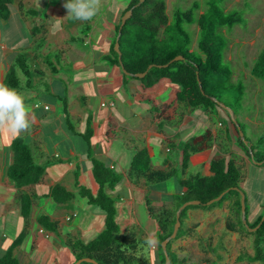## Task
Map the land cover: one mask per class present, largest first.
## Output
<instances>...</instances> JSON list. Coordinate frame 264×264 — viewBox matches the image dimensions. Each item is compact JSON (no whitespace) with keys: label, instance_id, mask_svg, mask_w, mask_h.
Wrapping results in <instances>:
<instances>
[{"label":"crops","instance_id":"0c3cea01","mask_svg":"<svg viewBox=\"0 0 264 264\" xmlns=\"http://www.w3.org/2000/svg\"><path fill=\"white\" fill-rule=\"evenodd\" d=\"M66 2L67 0H14L9 19L6 21L0 19V82L6 83L9 73L15 70L21 81V88L17 90L25 95L26 102L34 114V122L28 132L14 136L7 130L0 131V257L11 251L20 264H24V261L27 264L33 262L32 255L45 240L44 236L55 238L52 242L57 247L63 246L68 236L83 242L95 239L90 237L91 226L96 224L98 219L95 207L88 206L87 201L78 200L66 206H59L51 198V192L56 185H64L76 193L77 183L86 185L84 182L86 177L90 178L89 189L97 192L98 186L91 172L89 149L92 156L95 152V158L98 159L100 154L99 158L102 157L106 165L124 178L116 188V194L113 193L120 197L119 220L122 219L121 212L125 209L130 213L125 223L130 222L131 225L140 228L139 231L144 234L146 240L155 238L154 220L148 217V227L144 229L136 217L137 207L140 206L139 200L146 197L154 209L164 207L170 209L173 206V190L167 192L165 186L168 188L175 184L174 187H177L175 195L179 194L178 179L137 190L126 177L129 163L137 150L147 148L154 169L174 167L167 158V153L171 151L170 146L176 145L184 124L189 119H194L195 114L192 112L196 111L187 110L189 115H185L183 121H179V126L173 130L166 129L161 122L163 118H159L162 116L159 110L163 112L162 117H166L169 122L173 121L170 108H164L168 104L167 97L164 96L170 93L172 99L178 101L179 87H174L175 85H171L168 80H163L156 85L159 87L146 88L139 80L125 79L123 70L120 68L119 71L118 67L112 66L106 60L111 54L116 26L121 21V14L130 4V0L124 2L102 0V7L105 8L102 16H107L108 22H103L104 17L99 20L98 14L88 22L67 17L64 7ZM80 32L83 37L79 36ZM98 32H104L105 40H102L101 44L94 41V36ZM33 71L38 73L39 77ZM87 83L94 86L92 93L88 92L85 86ZM147 99L149 107L144 111L149 113L151 106H154V110L150 112L151 118H142L139 123L138 118L143 113L136 106ZM65 100L70 121L71 119L80 121L82 123L80 129L73 123L72 127L67 123ZM98 100L101 108H110L108 114H100L97 110ZM164 102H167L166 105ZM103 103H113L114 106L102 107ZM122 111L125 118L121 119V114L124 115ZM129 112L132 113V118L129 117ZM200 112L204 116L198 117L197 123H201L204 132L212 133L213 143L211 148L193 157L208 154L210 150L216 149L224 152V156L234 159L238 165L242 163L247 168L253 166L251 160L235 146L236 141L231 129L219 123L217 126L225 130L230 147L238 157L233 156L231 152L222 151L221 145L217 142L219 128L213 127L205 111ZM226 112L230 115L229 111ZM89 127L93 131L91 146L82 136ZM16 138H22L33 150L36 162L47 167L44 178L36 185L18 188L8 176V169L14 163L11 144ZM100 138L102 143L99 141ZM192 138L195 136L192 135ZM155 143L162 150L158 156L153 155ZM182 158L183 154L180 157L181 164ZM208 164L209 162L205 160L206 174ZM22 193L33 198V208L28 220L21 212L19 196ZM233 204V200L226 202L224 213L230 215ZM263 207L264 203H260L259 209ZM256 210L258 209L255 208L253 212ZM209 214L210 217L206 221L212 220L211 223L219 225L218 221L221 218L219 211L211 210ZM42 215H49L58 221L60 229H65L66 233L60 231V236L45 232L38 223ZM73 215H76L75 219L67 222V218H72ZM103 218L105 220L102 212L99 219ZM73 222L76 224L68 228V224ZM237 230L238 232L228 230L232 236L227 237L229 245L220 247L221 259L217 256L218 261L231 254V239L234 240L233 249L245 247L241 231L239 228ZM24 232L26 236L23 242L18 244V238ZM209 240L215 242L216 246L220 241L211 236ZM237 259H240L239 255ZM73 263L72 261L68 264Z\"/></svg>","mask_w":264,"mask_h":264},{"label":"trees","instance_id":"16d2710c","mask_svg":"<svg viewBox=\"0 0 264 264\" xmlns=\"http://www.w3.org/2000/svg\"><path fill=\"white\" fill-rule=\"evenodd\" d=\"M13 1L0 0V19L2 21L9 19ZM139 2L140 0H130V4L121 14L122 17L128 10L134 8L132 17L122 29L120 51L125 71L132 74H143L146 71L148 73L143 79L128 77L123 73L124 78L139 80L146 88H152L161 81L168 80L180 89L177 93L178 101L185 103L187 107L193 110L211 111L217 107L221 108L218 103L221 102V95L226 92H237L233 103H225L234 111L237 118L243 110L245 88L243 84H233L231 82L234 74L233 69L224 63V53L228 48V40L220 31L224 28H233L236 25L243 24L245 20L243 13L226 11L220 0H206V9L201 14H198L200 5L194 3L190 9L184 12L176 11L170 18L167 14L165 0H145L141 6L136 7ZM195 23L198 24L200 30L198 49L202 57L197 56L191 50L192 39L185 30V25ZM120 24L121 21L116 26L111 54L106 57V60L112 66L122 69L119 54L115 51ZM177 57L182 59L175 60ZM150 66L152 68L149 70ZM252 74L264 81V50L255 61ZM214 75L226 78L228 83L213 84L212 77ZM6 83L16 89L21 88V81L15 70L9 73ZM214 98L218 101H215ZM64 110L67 123L72 127L67 100H65ZM229 120L237 135H239L236 141L240 144L241 153L251 160L248 149L249 144H251L255 160L257 162L264 161V139H260L255 147L246 137L245 139L240 138L237 125L230 117ZM236 121L243 130L238 119ZM90 123L89 121V125ZM82 136L91 146L93 131L90 127ZM212 143L213 135L210 131L187 141L183 148L180 169L173 166L164 170L154 169L152 157L147 148L137 150L131 159L126 177L133 185L132 187L137 190L178 179L180 193L176 198H173V204L176 203L175 210L164 207L159 211H155L146 197L144 200H139V205L144 206L148 212V217L154 220L156 234L154 239L157 241L158 249L161 252V264L166 263L161 245L164 240L172 235L176 223V213L183 204L195 200L201 202L199 206H188L181 214V228L177 237L170 241L167 247L171 264H185L173 250V243L185 236H190L193 232L192 229H184L189 210L194 208L213 210L217 204L225 202L233 196L235 198L230 199L234 201L232 213L240 218L239 225H241L243 231L255 236V253L251 260L253 262H264V223L257 232L250 233L248 231L241 218V195L239 192L230 191L221 201L210 206L206 205L229 189L238 188L245 193L242 188V170L234 159L219 155L207 165L208 174H196L188 178L178 177L180 171L185 174L188 170L193 156L211 148ZM11 148L14 154V163L8 169L9 178L18 188L40 183L46 174V165L36 162L33 150L22 138H16L12 142ZM256 149L257 152H255ZM90 153L92 155L91 149H89V155ZM91 162L92 176L98 186L97 192H93L84 185L77 183L78 191L75 193L66 186L58 184L53 188L51 198L59 206L69 205L78 198L86 200L88 206L98 208L105 214V230L90 242L73 240L71 236H68L65 244L72 250L75 261L82 258H93L99 264H149L148 260L141 259L138 256L139 244H147L144 234L140 233L139 236L142 235L143 238L138 240L136 235L128 233L120 225L118 218L120 197L115 194L116 188L123 182V176L96 158H92ZM19 201L22 215L28 220L33 208V198L22 193L19 196ZM263 215L264 213L253 224H249L247 221L250 228H255L261 222ZM75 217L76 215H73L72 218L68 217L69 220L67 218L66 221L71 222ZM38 223L45 232L61 236L59 222L51 216L42 215L38 219ZM227 226L229 231L238 232L236 225L229 222ZM25 236L26 232L18 238V244L23 242ZM238 261L240 262V260ZM0 264H20V262L11 251H8L0 259Z\"/></svg>","mask_w":264,"mask_h":264},{"label":"rangeland","instance_id":"374dc122","mask_svg":"<svg viewBox=\"0 0 264 264\" xmlns=\"http://www.w3.org/2000/svg\"><path fill=\"white\" fill-rule=\"evenodd\" d=\"M119 2H124V0H117ZM167 6V14L171 18L176 11H186L192 7L194 3H198L200 5V9L198 14H201L205 9V1L206 0H165ZM222 7L228 12H241L244 15V22L243 24L236 25L233 28H224L221 29L220 33L227 38L228 40V48L224 53V63L233 69V77L231 82L233 84H243L245 88V95H244V106L243 110L240 112V115L237 116L236 119L241 123L244 136L257 146V143L260 139H264V81L255 77L252 74V68L254 66L255 61L257 60L258 56L264 50V0H220ZM105 13L104 6L101 7L98 17H104L105 22L107 20V16H102ZM108 22V21H106ZM105 30V29H104ZM185 30L189 33L192 39L191 43V50L197 55L202 57L198 49V43L200 39V30L197 23L193 25H185ZM104 32H98L97 35L94 36V41L97 44H101L102 40H105L103 36ZM83 34L80 32L79 36ZM83 37V36H82ZM113 68V67H112ZM120 71V68H118ZM34 72V71H33ZM35 73V72H34ZM36 74V73H35ZM39 77V74H36ZM141 83V81H140ZM213 84H220V83H228L227 79L221 76L214 75L212 77ZM173 85V84H171ZM76 87L81 85H75ZM87 90L89 93H92L93 85L87 83ZM174 86V85H173ZM172 86V88H173ZM141 87V86H140ZM155 87V86H154ZM156 87H159L156 86ZM176 87V86H174ZM237 92H226L221 95V103H233L235 101V97ZM167 97V102H164L166 107L170 108L173 113V121L169 122L166 117L163 116V112L160 109V116L159 118H163L161 121L163 126L168 130H173L175 127L179 126L180 122L183 121V117L185 115H189L187 110L194 111L193 109L186 106L185 103H181L177 101L175 98L172 99V95L167 94L164 98ZM172 99V100H171ZM95 102V98L93 99ZM147 100L141 105L138 104L136 106L140 112L143 113L138 119V122L141 123L142 118H151V113L154 110V106H151L150 112L148 113L146 110L149 107L147 104ZM100 100H98V104L96 106L97 110L100 111V114H108L110 112V108H101L99 106ZM110 104V103H108ZM154 105V104H153ZM226 105V104H225ZM109 106V105H108ZM221 108L217 107L214 110L206 111L198 109L192 113L194 119H189L188 122L184 124V128L181 132L180 137L178 138L175 146H170L171 151L167 153V158L169 161L172 162L175 168L180 169V157L183 154V148L187 140H191L192 135L202 136L205 134V130L201 127V123H197V118L201 115L204 116L200 111H205V115H207L212 123L213 127L219 128L218 140L217 142L221 145L222 151H227L233 153V156L238 157L230 147L228 139L226 138V132L224 129L218 127L219 123H223L225 128L231 129L232 136L238 139L239 135H237L234 127L231 125L229 120V114L226 112V109L222 106ZM74 110V107L72 108ZM163 109V108H162ZM136 110V109H135ZM200 110V111H199ZM167 111V110H166ZM123 112V111H122ZM147 112V113H146ZM124 115L121 114L120 118H125ZM129 117L132 118V113L129 112ZM148 115V116H147ZM156 116V114H154ZM72 123L75 125L77 129L82 127V123L78 120H72ZM180 121V122H179ZM233 121V120H232ZM230 140L233 141L231 135H229ZM241 138V135H240ZM102 143V138L99 140ZM234 145V144H233ZM212 146V144H211ZM235 146L237 149L240 150V144L236 141ZM234 147V149H236ZM154 151L153 155L158 156L159 152L162 150L158 147L157 143L153 145ZM257 152V149L255 150ZM224 152H220L216 149H212L208 152V154L199 155L193 157L188 170L183 174L182 171L179 172V178H188L190 176L196 174H206L205 168V160L210 162L213 158L223 155ZM235 154V155H234ZM95 152H93V156L90 158H95ZM98 154V160L102 161V157ZM97 157V156H96ZM238 159V158H237ZM103 162V161H102ZM240 163V161L238 160ZM257 162V161H256ZM256 162H252L253 166H249L248 168L246 165H242L240 163L239 167L242 170L243 176V190L245 191L246 198L248 200L247 203V211H248V222L249 224H253L255 222V218L260 216L264 213V207L260 210L259 205L260 203H264V166H256ZM258 163V162H257ZM130 164V163H129ZM255 165V166H254ZM90 178H85L84 186H90ZM175 182V181H174ZM175 184H171L170 186H165V190L167 192L169 190H173V197L176 198L179 194L175 195ZM155 186V185H151ZM176 186V185H175ZM89 188V187H88ZM152 191V189H151ZM235 196L228 198L225 202L217 204L216 208L213 210H218L220 213V220L216 223H211L212 220L207 222L206 220L210 217L211 210H205L203 208H194L189 210L188 217L185 220L184 229L189 230L192 229L193 232L190 236H185L173 243V250L177 253L178 257L185 262V264H264V262H253L251 260V256L255 253L254 250V240L255 236L252 234H247L243 231L241 225H239L240 218L236 216L234 213L226 214L224 213V209L226 206V202L229 203ZM78 201H86L84 199L78 198ZM257 208L255 212H253ZM97 213V221L96 224H92L90 237L96 238L99 234H101L105 230V220L99 219V216L102 215L100 209L95 208ZM162 209V208H161ZM161 209H155V211H159ZM176 209V203L173 204L170 210ZM128 214H130L127 210L123 209L121 212L120 225L122 228L126 229V231L130 234L136 235V239L141 240L143 237L140 235V228H136L135 226L131 225L130 222L125 223L127 221ZM105 215V214H104ZM132 216V215H130ZM136 217L138 221H140L141 226L146 229L148 227V212L146 211L144 206L137 207V214ZM242 218V213H241ZM100 220V221H99ZM135 222V221H134ZM232 223L236 225L237 228L240 229L242 241L245 244L243 249H233L234 247V240L231 239L230 241V249L231 254L228 257H222L220 260L219 250L220 247H225L229 244L227 237H231L232 234L228 232V223ZM76 222L69 223L68 228H72ZM195 227V228H194ZM143 228L141 230H143ZM155 230V229H153ZM60 231L66 233V230L61 228ZM244 232V234L242 233ZM214 237V239H220L218 246L209 240V237ZM44 241H42L34 254L32 255L33 262L30 264H68L72 261L74 264L78 261H75V257L73 255L72 250L70 247L65 244L63 246L57 247L53 245L52 239L55 238H46L44 236ZM58 240V239H57ZM59 241V240H58ZM214 241V240H213ZM154 248V249H153ZM253 254H252V252ZM240 256V259H237V256ZM138 256L141 259L148 260L149 264H161L162 261L161 252L158 249L157 243L155 246H150L147 244L140 243L138 246ZM217 256L220 258L219 261ZM2 257H0L1 259ZM217 259V260H216ZM224 260V261H223ZM237 260H240L237 261ZM222 261V263H221ZM24 264H27L24 261ZM29 264V263H28Z\"/></svg>","mask_w":264,"mask_h":264},{"label":"clouds","instance_id":"9594fccd","mask_svg":"<svg viewBox=\"0 0 264 264\" xmlns=\"http://www.w3.org/2000/svg\"><path fill=\"white\" fill-rule=\"evenodd\" d=\"M67 17L81 22L93 20L102 7V0H67L64 4ZM34 122V114L26 97L16 88L0 82V131L7 130L14 136L28 132ZM147 243L155 246L157 241L149 238Z\"/></svg>","mask_w":264,"mask_h":264},{"label":"water","instance_id":"95a60500","mask_svg":"<svg viewBox=\"0 0 264 264\" xmlns=\"http://www.w3.org/2000/svg\"><path fill=\"white\" fill-rule=\"evenodd\" d=\"M145 0H140V2L137 4L136 7H139L142 5V3L144 2ZM133 10L134 8L128 10L121 18V24H120V29H119V32H118V36H117V39H116V43H115V51L119 54V61H120V64H121V67L123 69V73L126 74L128 77H132V78H139V79H143L146 74L148 73V71H146L145 73L143 74H132V73H129L127 71L124 70V66L122 64V53L120 51V39L122 37V29L124 28V26L126 25V22L132 17L133 15ZM182 59L181 57H177L175 60H180ZM152 68V66L149 67V70ZM215 101H218L216 98H214ZM220 106L224 107L227 111H229L230 113V117L231 119L233 120V122L237 125V128L240 132V135H241V139H245V136L243 134V132L241 131V127L240 125L237 123L236 119H235V115H234V111L226 106L225 104H222L220 101L218 102ZM247 143V142H246ZM249 153L251 155V160L252 162H256L255 160V156H254V153L252 151V145L249 144ZM255 165H258V166H263L264 165V161L262 162H256ZM230 191H237L240 193L241 195V213H242V222L243 224L246 226V228L248 229V231L250 233H255L257 232L260 227L262 226V224L264 223V215L262 217V220L261 222L255 227V228H250L248 222H247V211H246V208H247V204H246V195L245 193L238 189V188H234V189H229L227 190L226 192L222 193L219 197L209 201L206 205L207 206H210L214 203H217L219 201L222 200V198L227 194L229 193ZM201 205V202L200 201H189V202H186L185 204H183L177 211L176 213V223H175V226H174V230H173V233L170 237H168L166 240L163 241L162 243V251L165 255V259H166V263L165 264H171V259H170V256L168 254V244L170 241L174 240L176 237H177V234L179 232V229L181 228V220H180V217H181V214L182 212L185 210V208H187L188 206H199ZM83 263H87V264H99L95 259L93 258H82L80 260H78V262H76L75 264H83Z\"/></svg>","mask_w":264,"mask_h":264},{"label":"built area","instance_id":"2783aa9c","mask_svg":"<svg viewBox=\"0 0 264 264\" xmlns=\"http://www.w3.org/2000/svg\"><path fill=\"white\" fill-rule=\"evenodd\" d=\"M110 106V107H113L114 106V104L113 103H110V104H107V103H103L102 104V107H105V106ZM46 109H48V107H46ZM68 220H69V218H68Z\"/></svg>","mask_w":264,"mask_h":264}]
</instances>
